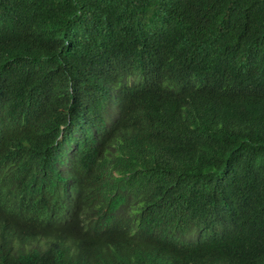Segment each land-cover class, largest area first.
Here are the masks:
<instances>
[{
	"label": "trees",
	"instance_id": "trees-1",
	"mask_svg": "<svg viewBox=\"0 0 264 264\" xmlns=\"http://www.w3.org/2000/svg\"><path fill=\"white\" fill-rule=\"evenodd\" d=\"M95 65L123 80L121 124L57 170L73 108L48 97ZM0 94L14 184L76 183L70 205L1 184L7 220L29 211L95 245L86 264H264V0H0ZM0 264L73 263L26 251Z\"/></svg>",
	"mask_w": 264,
	"mask_h": 264
},
{
	"label": "clouds",
	"instance_id": "clouds-1",
	"mask_svg": "<svg viewBox=\"0 0 264 264\" xmlns=\"http://www.w3.org/2000/svg\"><path fill=\"white\" fill-rule=\"evenodd\" d=\"M95 68H90L91 70L87 73L80 72L77 82L73 78L64 81V86L69 87L68 92L62 89L64 98L52 101L48 97L52 105L63 115L73 108L72 113L68 114L61 123V128L64 133L66 132L67 139L70 141V146L56 153L54 165L57 170L70 172L76 167L77 144L83 149L86 148L88 141L94 144H105V140L111 139L121 124L122 112L118 105L123 100L120 88V84L123 86V80L116 78V70L111 66L95 65ZM104 90L109 91L111 96L107 99H100L99 96ZM0 102L5 103L2 94H0ZM1 109L0 107V113ZM2 123L0 120V125ZM4 134L0 132V142ZM14 179L15 175L11 167H0V185H6L4 195L10 192H20L19 195L24 197L23 200L41 203L51 200L65 205H70L75 200L73 195L76 193L74 191L76 183L70 180L52 182L40 172L36 181L23 189L14 184ZM28 212H23L29 217L23 221H32L29 224L20 223V220L11 218L8 212L9 220H7L5 209L0 211V256L18 257L25 255L26 251H33L35 254L37 252H53L54 254L63 252L71 258L73 264H86L87 261H92L91 246L95 247V245L88 244L89 248H86L80 238L68 235L64 237L65 232L60 230L43 229ZM75 232L84 233L80 230H75ZM115 243L119 244L117 241Z\"/></svg>",
	"mask_w": 264,
	"mask_h": 264
}]
</instances>
